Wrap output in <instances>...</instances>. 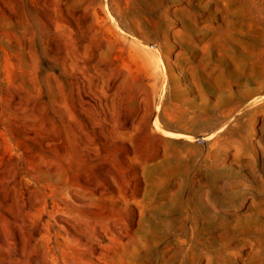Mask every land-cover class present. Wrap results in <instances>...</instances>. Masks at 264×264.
Here are the masks:
<instances>
[{
	"label": "rangeland",
	"instance_id": "1",
	"mask_svg": "<svg viewBox=\"0 0 264 264\" xmlns=\"http://www.w3.org/2000/svg\"><path fill=\"white\" fill-rule=\"evenodd\" d=\"M0 264H264V0H0Z\"/></svg>",
	"mask_w": 264,
	"mask_h": 264
}]
</instances>
